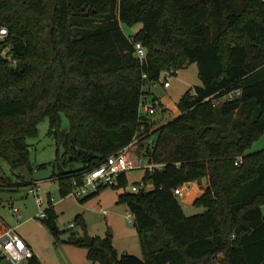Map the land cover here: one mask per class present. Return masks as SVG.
<instances>
[{
    "label": "trees",
    "instance_id": "1",
    "mask_svg": "<svg viewBox=\"0 0 264 264\" xmlns=\"http://www.w3.org/2000/svg\"><path fill=\"white\" fill-rule=\"evenodd\" d=\"M123 23L142 27L127 35ZM0 26L9 28L18 58L13 65L0 57V158L14 171L33 170L28 139L46 118L58 136L62 115L69 119L62 157L82 163L52 176L62 196L140 135L148 164H163L146 170L143 181L153 187L120 195L143 258L120 254L110 233L91 246L79 232L67 242L86 246L102 264H264V149L249 150L264 133V0H0ZM135 41L147 48L145 61ZM193 63L201 85L156 127L142 101L163 74ZM229 93L233 99L216 103ZM221 121L233 127L218 129ZM3 171L0 161L2 188L12 185ZM204 178L193 203L205 210L188 216L175 189ZM127 183L125 171L114 186ZM46 212L43 223L59 239L53 204ZM77 220L85 230L84 218ZM0 263L12 264L1 256Z\"/></svg>",
    "mask_w": 264,
    "mask_h": 264
},
{
    "label": "rangeland",
    "instance_id": "2",
    "mask_svg": "<svg viewBox=\"0 0 264 264\" xmlns=\"http://www.w3.org/2000/svg\"><path fill=\"white\" fill-rule=\"evenodd\" d=\"M122 27L127 35H134L142 24L123 23ZM166 75V73L163 74L160 81L152 84L151 93L148 94L150 101L154 97L157 98L156 112L149 116L150 120L156 123V127L177 115L178 101L189 88L193 89L201 85L198 67L195 63L170 74L169 87L163 84ZM141 113L146 114L143 105ZM239 117L240 113L237 112L234 117L235 121ZM233 123L225 125L221 121L218 129L228 131L230 127H233ZM49 127V120L46 118L38 126V135L28 139L31 145L32 171L26 167L14 171L4 158H0L4 175L12 181V185H5L4 188L0 185V217L3 222L17 228L19 233L30 237L41 259L40 264H102L93 262L87 257L86 246H78L66 241L72 232L82 233L85 230L92 236H105L110 233L113 237V244L120 254L129 252L143 258L138 230L128 217L130 211L126 203L120 201L121 194L134 192L132 186L140 184L144 179L148 160L142 155L144 152L143 135H140L138 141L128 149L129 159L139 166L126 171L127 185L120 187L107 185L95 196L80 201L72 194L62 196L58 180L52 178L54 174L62 170H76L82 166L79 161L65 162L62 157L69 119L65 115L61 116V129L58 136L50 133ZM155 138L156 134L152 133L150 141ZM262 149H264V133L252 143L249 150L253 152ZM58 150H60L59 158L56 155ZM23 181L29 183L23 184ZM196 182L197 188L189 184L183 194L178 195L183 210L188 216L205 210L203 206L196 205L193 201L205 192L207 179ZM147 184V188L153 187L151 181ZM31 188L35 191L31 192ZM51 204L57 213L59 239L55 238L51 230L43 223V219L39 217L40 212L46 211ZM103 209L108 211L107 215L103 213ZM78 215H81L86 222L85 230L77 220Z\"/></svg>",
    "mask_w": 264,
    "mask_h": 264
},
{
    "label": "built area",
    "instance_id": "3",
    "mask_svg": "<svg viewBox=\"0 0 264 264\" xmlns=\"http://www.w3.org/2000/svg\"><path fill=\"white\" fill-rule=\"evenodd\" d=\"M11 33L7 26H0V57L5 58L11 64L16 65L18 63V58L15 52V46L11 40ZM131 40L133 38L131 37ZM134 41V40H133ZM135 55L140 61H145L147 58V48L140 41L134 42ZM166 79L164 85L166 87L170 86L169 75L171 72L166 73ZM234 93H229L224 95L221 99L217 100L216 103H220L223 100L233 99ZM144 106L146 110V115L151 116L156 112V103L152 100L145 98L141 106ZM143 137V136H142ZM139 138H135L133 142L127 147L119 150L118 152L109 156L103 163L98 166L86 171L84 173L82 183L77 185L70 194L76 196L78 199L90 194L93 191L98 190L102 186L116 185L118 183V177L130 168L139 166L137 163H133L128 157V149L132 147ZM238 163V162H236ZM163 164H148L147 168L154 170L155 168H161ZM189 183H185L175 189L177 195H182L184 189L188 187ZM147 188L144 181L138 185L132 186V191L141 192L145 191ZM34 192V188L30 189ZM18 210V209H17ZM103 213L107 215L108 211L103 209ZM47 212L42 211L39 214L40 218H46ZM128 217L133 223V214L128 213ZM132 217V218H131ZM72 225H74L72 223ZM0 256L4 257L6 260L12 264H24L35 256L33 248L22 238L15 227L6 226L5 228H0Z\"/></svg>",
    "mask_w": 264,
    "mask_h": 264
},
{
    "label": "water",
    "instance_id": "4",
    "mask_svg": "<svg viewBox=\"0 0 264 264\" xmlns=\"http://www.w3.org/2000/svg\"><path fill=\"white\" fill-rule=\"evenodd\" d=\"M71 159V157H70ZM144 192V191H142ZM78 241L83 242L86 246H91L94 241V236L90 235L86 230L77 237Z\"/></svg>",
    "mask_w": 264,
    "mask_h": 264
},
{
    "label": "crops",
    "instance_id": "5",
    "mask_svg": "<svg viewBox=\"0 0 264 264\" xmlns=\"http://www.w3.org/2000/svg\"><path fill=\"white\" fill-rule=\"evenodd\" d=\"M169 87V86H168ZM179 114V112L177 113V115ZM189 184H191V185H194L195 186V188H197V182L195 181H193V182H189ZM193 200V199H192ZM191 200V201H192ZM21 216V215H20ZM19 216V217H20ZM5 225L6 226H9V224H7V223H5ZM16 230H17V228H16ZM18 231V230H17ZM19 233V232H18ZM21 236H22V238L33 248V250H34V252H35V255L39 258V260H40V263H41V259H40V257H39V255H38V253H37V251H36V249H35V247H34V244L32 243V241H31V239H30V237L29 236H26V235H23V234H21V233H19ZM96 236H99V235H96ZM95 237V236H94ZM28 264V263H27Z\"/></svg>",
    "mask_w": 264,
    "mask_h": 264
}]
</instances>
